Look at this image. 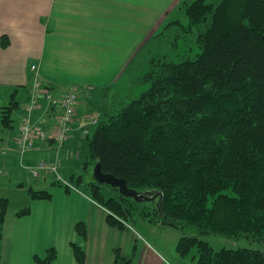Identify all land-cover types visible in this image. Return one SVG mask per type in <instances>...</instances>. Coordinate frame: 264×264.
Instances as JSON below:
<instances>
[{
  "label": "trees",
  "instance_id": "obj_1",
  "mask_svg": "<svg viewBox=\"0 0 264 264\" xmlns=\"http://www.w3.org/2000/svg\"><path fill=\"white\" fill-rule=\"evenodd\" d=\"M192 4L186 8L187 25L171 20L146 39L127 63L125 71L132 79L126 99L118 107L113 99L87 135L84 168L101 162L103 171L125 178L132 189H160L163 213L174 222L171 226L264 243V184H255L256 173L254 181L241 183L242 167L251 159H264V0ZM195 39L201 48L197 54L189 45ZM8 42L3 35L1 46ZM139 88L144 91L137 94ZM16 94L2 111L4 126H12V112L21 104ZM184 168L197 170V184L178 174ZM80 179L82 174L77 182ZM98 184L89 181L86 192L110 211L112 226L123 227V221L137 213L166 224L159 198L136 202L121 193L107 196ZM229 186L235 194L224 192ZM30 192L35 199L53 196L33 186ZM9 212L3 199L0 263ZM28 213L30 208H23L16 216ZM77 230L87 235L85 223L80 222ZM194 247L199 249L198 264H264L261 249L215 250L209 241L188 235L176 244L183 257ZM73 249L77 263L87 264L84 248L73 243ZM57 257L51 247L45 257L37 255L35 260L53 264Z\"/></svg>",
  "mask_w": 264,
  "mask_h": 264
},
{
  "label": "crops",
  "instance_id": "obj_2",
  "mask_svg": "<svg viewBox=\"0 0 264 264\" xmlns=\"http://www.w3.org/2000/svg\"><path fill=\"white\" fill-rule=\"evenodd\" d=\"M180 2L163 0L164 11L170 12ZM153 8L152 0H0V99L13 98L17 92L21 103L13 113L20 123L11 146L20 148L19 124L28 117L26 106L37 82L57 98L74 89L80 95L75 130L58 151L53 140H41L24 154L25 169L42 159L57 166L56 171H42L39 177L48 182L35 188L47 189L53 196L32 198L30 213L21 217L9 208L12 217L7 216L0 264H36L35 257H45L51 247L58 253L53 264H78L73 243L84 248L87 264H169L131 223L112 226L110 211L88 195L83 183H76L81 172H75L84 162L85 140L95 120L124 89L121 79L127 63L156 31ZM3 35L9 38L7 47L1 46ZM41 101L32 124L38 132H47L57 123L61 109L49 108L45 96ZM15 160L9 152L3 161L5 168L9 164L18 173L22 166ZM59 177L71 180L73 187L57 182ZM80 222L87 226L85 237L78 233ZM147 227L154 233L156 227Z\"/></svg>",
  "mask_w": 264,
  "mask_h": 264
},
{
  "label": "rangeland",
  "instance_id": "obj_3",
  "mask_svg": "<svg viewBox=\"0 0 264 264\" xmlns=\"http://www.w3.org/2000/svg\"><path fill=\"white\" fill-rule=\"evenodd\" d=\"M153 1V14L152 17H154L155 19V26L154 28L156 29V31L153 33L152 36L158 34L159 32H161L164 29V26L167 25L171 20H181V22L184 25H187L189 23V16L186 15V8L188 6L193 5L192 3H194L196 0H180V4L178 3L175 9H171L170 12H165V8L167 7H163V0H152ZM162 1V3H161ZM159 17L161 19H159ZM158 24V26H157ZM157 26V27H156ZM180 44H183V39L180 38ZM196 39L195 40H191L189 42V45L192 46V53L193 54H197L199 53L201 50V48H199V46L196 43ZM128 75H130V73L126 72V74L124 73V79H121V84L123 86V90L120 91V93L118 92H114L116 95L113 96L115 97V107H118L120 105V103L123 101H125V99H123L127 94V90L130 89L129 84H130V80L132 78H129ZM125 82V83H124ZM148 86V85H147ZM147 86L144 88L146 89ZM140 88H143L140 87ZM137 89L136 93L139 94L144 90H140ZM68 94V93H67ZM65 94V95H67ZM64 95V96H65ZM111 96V94L108 96V98ZM43 97V96H42ZM40 97V102L41 98ZM12 97H8V98H3L0 99V171L4 170V175H0V207L2 205V200L6 199L8 202V207L13 209V210H21L23 208H27L33 198V196L31 195L30 189L31 186H33L34 188L46 185L47 178L45 177H39V176H34L30 173H28L29 171H27L24 168V164L22 166V160L24 157V154L30 152L32 149H35V147L37 146V143H39L41 140H44L45 142L48 141V143L50 142V140H53V142L56 144L55 147L58 151V139H56L54 137L56 129H57V123L55 124V126L47 132H43L41 130V133H37V137L35 139V144L34 147L31 148L30 150H24L22 147L20 148H13L11 146V142H12V134H16V130H17V123H20V121H16V116L13 115V113L20 107H17L13 112H12V118H13V123L12 126H14V128L8 127V126H4V123L2 121L3 116H2V111L3 109L10 105V101H11ZM80 100V95L78 94V97L76 99V112H75V119L73 121V126H72V132H70L69 134V138L71 137L73 131L75 130V122L77 120L78 114H77V110H78V105L80 104L79 102ZM112 104V103H111ZM110 107V106H109ZM109 107L104 110L103 112L108 111ZM52 108V107H49ZM35 110H39L38 108H36ZM27 111V115H29V118L31 119L33 116L31 115V112L29 107L26 108ZM50 111V110H49ZM52 111V110H51ZM36 112V111H35ZM34 112V113H35ZM33 114V112H32ZM35 115V119L36 114ZM60 117V116H58ZM57 118V117H56ZM25 119V118H24ZM23 119V120H24ZM22 124V123H21ZM21 124H19V127L21 126ZM95 124V123H94ZM16 126V127H15ZM21 128V127H20ZM95 128V125H94ZM15 130V131H14ZM40 131V130H39ZM216 135L212 136V139L210 140V142L215 138ZM42 138V139H41ZM87 144H88V138H86L85 140V150H87L86 155H84L83 158H85V160L87 159V155H88V148H87ZM14 155L15 159H17V163L18 165L20 164L22 167L18 166L16 168L17 171L19 170V167L21 170H19V172L14 173L12 168L14 166H11L9 164H7V167L5 168L4 163L6 164V162H4V158L7 157V153H9ZM86 156V157H85ZM18 157V158H17ZM77 157V155H76ZM82 160V159H81ZM42 162H48L49 164L51 162L47 161V160H40ZM38 163V162H37ZM4 165V166H1ZM244 165V164H243ZM2 167V168H1ZM257 169L259 170V172H257ZM81 172L83 179H80L78 182L76 180V183H83V185L81 186L83 189L87 188L89 185V181H94V171H93V167L91 165H89L88 167H86V169L84 168V162L80 165L79 169H77V172ZM197 170L194 169L193 171H188L186 168H184V170H182L181 172H178V174L181 176L183 174L184 179H187L191 184L194 183H198L197 179H198V175L196 174ZM242 181L241 183H245V182H252L254 181L253 178V174L256 173L257 174V178L255 179V184H264V159H251L250 162L246 163L243 167H242ZM41 176V175H40ZM67 177H69V179L71 178V175H66ZM191 178H190V177ZM78 178V177H77ZM24 180L23 183H21L20 181ZM100 190H102L104 192V194H106L107 196H116L118 197L120 195L119 191L117 188L111 187L108 184H98ZM260 186V185H258ZM228 190H225L224 192L233 194L234 193V189L233 186H229V188H227ZM235 194V193H234ZM216 198V197H215ZM209 205L212 203L211 200H209ZM143 205V204H142ZM140 205V206H142ZM27 206V207H26ZM147 206V205H146ZM29 208V207H28ZM146 208V207H144ZM139 213H137L135 216V218H132L130 220H127L125 222L127 223H131V225L136 228L137 230H139V233L141 235L142 239H146L149 242H152V244L155 246V248L157 250H159V252H161V254L164 255L166 261H168L169 264H198V260L197 257L199 255V249L194 247L190 253H188L185 257L181 256L179 254V252L176 249V244L178 242V240L181 238V236H198L199 238L205 240V241H209V244L211 245L212 248H214L215 250H220L222 248H228V249H240L243 247H248V248H252V249H261L264 250V243L260 240H255L252 241L251 239L247 238V237H243L241 239H234V238H228L226 236L223 235H215L213 233H201L197 228L194 227H189V226H185L184 228H178L176 226H170V225H159V224H155L158 223L155 220H150L146 217L140 216L138 215ZM9 217H12L11 214H9ZM123 217V216H121ZM125 218H129V216L127 217H123ZM151 218H156L154 216H152ZM6 220H8L6 218ZM5 220V221H6ZM8 221H6L5 223V227H4V232L6 231V224ZM124 222V221H123ZM154 222V223H153ZM148 224V225H144ZM152 226V227H156L154 230V233H151L152 231L150 230L149 227L147 226ZM5 236V234H4ZM4 241V238H3ZM3 241H2V246H3ZM1 256H2V248H1ZM3 257V256H2ZM2 262V259H1Z\"/></svg>",
  "mask_w": 264,
  "mask_h": 264
},
{
  "label": "built area",
  "instance_id": "obj_4",
  "mask_svg": "<svg viewBox=\"0 0 264 264\" xmlns=\"http://www.w3.org/2000/svg\"><path fill=\"white\" fill-rule=\"evenodd\" d=\"M35 68V66H33ZM78 90L74 89V91L69 92L67 95L62 96L61 98L54 97L52 94L50 95L46 88L43 86L41 81L37 82L35 86L34 93L30 100H28V104L26 108L29 107L30 111L33 113L39 109L41 106L40 97H47L50 107H60V117L57 123V129L54 135L56 139H58V144L63 145L68 139L69 134L72 132V124L75 119V112H76V99L78 97ZM31 112V115L33 116ZM96 122V121H95ZM20 133H19V147H22L24 150H30L34 147L35 139L37 137V133H41L37 131L32 124V118L26 117L20 126ZM43 133V132H42ZM28 171L35 176H40L42 171H56L57 166L55 164H49L48 162L42 163H30L26 166ZM3 170L0 171L2 173ZM68 184V182H66Z\"/></svg>",
  "mask_w": 264,
  "mask_h": 264
},
{
  "label": "water",
  "instance_id": "obj_5",
  "mask_svg": "<svg viewBox=\"0 0 264 264\" xmlns=\"http://www.w3.org/2000/svg\"><path fill=\"white\" fill-rule=\"evenodd\" d=\"M94 178L96 182L98 183H106L111 186L117 187L119 193H121L124 197H131L134 199L136 202H148V200H155L159 198L158 201V206H159V211L160 215L163 218H166V216L163 213V192L161 190H148V191H139L132 189L128 186L127 181L125 178H119L115 176V174L107 173L102 170V165L101 162L97 163L94 168ZM173 220H169L166 218V224L167 225H173Z\"/></svg>",
  "mask_w": 264,
  "mask_h": 264
}]
</instances>
